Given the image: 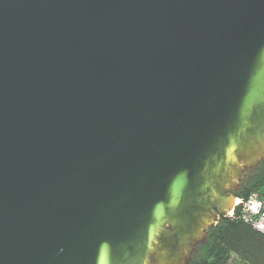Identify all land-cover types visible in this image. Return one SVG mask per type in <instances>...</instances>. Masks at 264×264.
I'll return each mask as SVG.
<instances>
[{
	"label": "water",
	"instance_id": "95a60500",
	"mask_svg": "<svg viewBox=\"0 0 264 264\" xmlns=\"http://www.w3.org/2000/svg\"><path fill=\"white\" fill-rule=\"evenodd\" d=\"M264 160V0H0V264H189Z\"/></svg>",
	"mask_w": 264,
	"mask_h": 264
},
{
	"label": "trees",
	"instance_id": "16d2710c",
	"mask_svg": "<svg viewBox=\"0 0 264 264\" xmlns=\"http://www.w3.org/2000/svg\"><path fill=\"white\" fill-rule=\"evenodd\" d=\"M263 188L264 160L243 175L235 196L245 200L257 192L264 197ZM230 254L243 264H264V234L236 216L221 219L208 230L207 239L198 246L191 264H225Z\"/></svg>",
	"mask_w": 264,
	"mask_h": 264
},
{
	"label": "built area",
	"instance_id": "2783aa9c",
	"mask_svg": "<svg viewBox=\"0 0 264 264\" xmlns=\"http://www.w3.org/2000/svg\"><path fill=\"white\" fill-rule=\"evenodd\" d=\"M229 216H236L264 234V197L255 192L245 200L236 198L234 209Z\"/></svg>",
	"mask_w": 264,
	"mask_h": 264
},
{
	"label": "rangeland",
	"instance_id": "374dc122",
	"mask_svg": "<svg viewBox=\"0 0 264 264\" xmlns=\"http://www.w3.org/2000/svg\"><path fill=\"white\" fill-rule=\"evenodd\" d=\"M264 191V188L262 189ZM225 264H243L236 256L230 254Z\"/></svg>",
	"mask_w": 264,
	"mask_h": 264
},
{
	"label": "flooded vegetation",
	"instance_id": "af4514ba",
	"mask_svg": "<svg viewBox=\"0 0 264 264\" xmlns=\"http://www.w3.org/2000/svg\"><path fill=\"white\" fill-rule=\"evenodd\" d=\"M208 230H210V229H208ZM208 232V231H207ZM193 257H194V255L192 256V260H193ZM192 260L190 261V263L189 264H191L192 263Z\"/></svg>",
	"mask_w": 264,
	"mask_h": 264
}]
</instances>
